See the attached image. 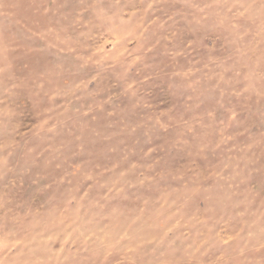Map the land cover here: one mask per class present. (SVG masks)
<instances>
[{"label": "rangeland", "instance_id": "rangeland-1", "mask_svg": "<svg viewBox=\"0 0 264 264\" xmlns=\"http://www.w3.org/2000/svg\"><path fill=\"white\" fill-rule=\"evenodd\" d=\"M0 264H264V0H0Z\"/></svg>", "mask_w": 264, "mask_h": 264}]
</instances>
